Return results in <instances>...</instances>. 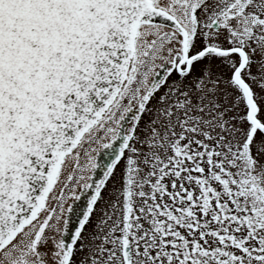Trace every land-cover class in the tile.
<instances>
[{
  "label": "snow or ice",
  "instance_id": "6c2138e0",
  "mask_svg": "<svg viewBox=\"0 0 264 264\" xmlns=\"http://www.w3.org/2000/svg\"><path fill=\"white\" fill-rule=\"evenodd\" d=\"M0 264H264V0H0Z\"/></svg>",
  "mask_w": 264,
  "mask_h": 264
}]
</instances>
